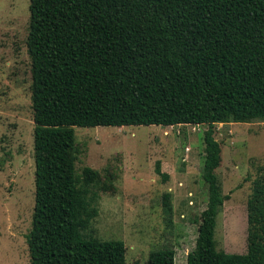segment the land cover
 Returning a JSON list of instances; mask_svg holds the SVG:
<instances>
[{
    "label": "trees",
    "instance_id": "obj_1",
    "mask_svg": "<svg viewBox=\"0 0 264 264\" xmlns=\"http://www.w3.org/2000/svg\"><path fill=\"white\" fill-rule=\"evenodd\" d=\"M29 12L30 264H126L123 241L93 236L97 190L113 192L114 176L76 172L74 128L181 125L206 126L208 199L187 264H264V167L247 199V252L218 251L214 240L229 198L214 128L264 122V0H30ZM155 173L168 179L159 162ZM147 264H175V251H153Z\"/></svg>",
    "mask_w": 264,
    "mask_h": 264
},
{
    "label": "rangeland",
    "instance_id": "obj_2",
    "mask_svg": "<svg viewBox=\"0 0 264 264\" xmlns=\"http://www.w3.org/2000/svg\"><path fill=\"white\" fill-rule=\"evenodd\" d=\"M29 2L0 0V264H30L26 236L35 204V161L26 46ZM205 129L74 128L81 152L76 172L90 167L105 182L108 173L114 176L113 192L97 190L93 236L123 241L126 264H147L151 252L165 248L175 251V264H187L208 199L202 180ZM214 129L221 146L217 184L221 195L229 197L216 217V249L245 254L247 199L257 170L264 167V122L217 124ZM157 162L168 176L165 182L155 173Z\"/></svg>",
    "mask_w": 264,
    "mask_h": 264
}]
</instances>
